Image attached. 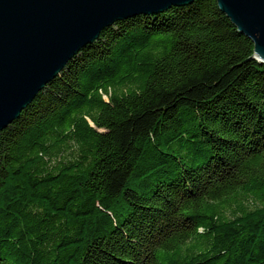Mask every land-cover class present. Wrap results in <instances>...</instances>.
<instances>
[{
    "label": "trees",
    "instance_id": "1",
    "mask_svg": "<svg viewBox=\"0 0 264 264\" xmlns=\"http://www.w3.org/2000/svg\"><path fill=\"white\" fill-rule=\"evenodd\" d=\"M214 0L103 29L0 132V264H264V65Z\"/></svg>",
    "mask_w": 264,
    "mask_h": 264
},
{
    "label": "water",
    "instance_id": "2",
    "mask_svg": "<svg viewBox=\"0 0 264 264\" xmlns=\"http://www.w3.org/2000/svg\"><path fill=\"white\" fill-rule=\"evenodd\" d=\"M193 0H0V132L99 33ZM264 65V0H214Z\"/></svg>",
    "mask_w": 264,
    "mask_h": 264
}]
</instances>
